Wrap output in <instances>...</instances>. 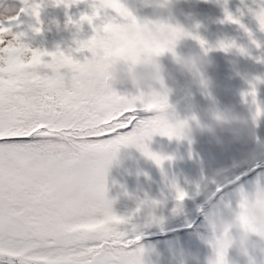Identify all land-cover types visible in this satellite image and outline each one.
Instances as JSON below:
<instances>
[{
  "label": "snow or ice",
  "instance_id": "1",
  "mask_svg": "<svg viewBox=\"0 0 264 264\" xmlns=\"http://www.w3.org/2000/svg\"><path fill=\"white\" fill-rule=\"evenodd\" d=\"M56 2L67 6L79 0ZM99 5H93V15L80 16L77 29L103 18L107 7L130 15L120 0H99ZM257 16L264 29V2ZM226 17L240 24L230 13ZM6 21H0V260L144 264L143 249L134 247L140 236L130 237L121 228L131 216L116 215L108 199L106 162L121 147L134 146L159 165L162 158L149 151L146 141L167 133L153 118L139 119V97L116 90L79 95L80 74L90 58L100 60L108 51L100 27L90 38L77 39L74 49L56 45L49 51L24 42L29 32L42 31L39 4ZM102 27L115 34L112 24ZM6 35L12 36L7 44ZM84 51L90 57L78 59L76 53ZM57 72L71 75V91Z\"/></svg>",
  "mask_w": 264,
  "mask_h": 264
},
{
  "label": "trees",
  "instance_id": "2",
  "mask_svg": "<svg viewBox=\"0 0 264 264\" xmlns=\"http://www.w3.org/2000/svg\"><path fill=\"white\" fill-rule=\"evenodd\" d=\"M88 1L91 4V0ZM256 1L227 0L228 12L238 18L240 24L226 20L224 9L216 0L181 2L184 17L192 25H199L197 32L206 43L202 49L198 41L185 40L177 51H207L213 61L208 74L214 86L210 95H202L186 83V77L177 73L178 90L172 102L181 110L190 108V114L200 123H207L210 114L216 110L231 111L246 119L257 108L264 111V30H261L253 14L260 6ZM126 6L134 14L146 15L150 12L141 7L140 0H126ZM57 8L67 15L79 13L74 4L68 8L60 4ZM106 13L114 15L111 10H106ZM98 23V20L94 21V27ZM61 30L70 42L72 23L64 22ZM59 37L62 41V36L56 34V39ZM221 42L234 43L235 46L223 50L219 47ZM63 43L62 48L67 49ZM240 47L245 49L243 54L239 51ZM90 55L87 51L76 53L81 60ZM170 55L165 53L162 58L165 64ZM115 90L121 95L136 96V93L119 85ZM253 90L255 97L250 94ZM137 111L140 120L154 115L145 111L140 101H137ZM221 138L224 144L218 145L206 134H197L189 144L169 140L157 133L146 143L149 151L162 158L159 165L134 146L119 150L117 160L108 170L106 185L113 196L128 201L127 206L120 209L112 206V209L118 216H131L130 222L121 228L128 231L130 237L140 236L134 247L143 249L144 264L165 263L162 260L184 254L198 241L212 242L214 237L206 221L208 210L203 208H209L207 201L216 199L225 188L230 190L220 197L217 204L227 210V207H237L241 195L254 186H264V116L257 121L254 137L235 139L230 133H225ZM253 152L254 157L250 156ZM150 169L155 171L146 176ZM177 189L189 194L183 202L182 211L176 210L174 197ZM144 201L156 202L151 213L143 207ZM161 216L163 219H158ZM229 254L238 255L240 259L227 264H244L235 248ZM251 255L254 264H264V250L256 248ZM212 256L198 258L191 264H209Z\"/></svg>",
  "mask_w": 264,
  "mask_h": 264
},
{
  "label": "clouds",
  "instance_id": "3",
  "mask_svg": "<svg viewBox=\"0 0 264 264\" xmlns=\"http://www.w3.org/2000/svg\"><path fill=\"white\" fill-rule=\"evenodd\" d=\"M79 2L66 6L63 2L53 0L54 6L63 4L65 8ZM181 2L182 0H140L141 7L150 10L146 15L134 14L126 6V0H120V3L129 10L130 15H120L111 7L102 9L105 13L106 10L114 13H106L103 18L96 19L99 21L96 26L101 28L100 35L108 51L100 60L90 58L80 74L77 90L79 95L91 98L115 90L117 85L127 88L140 98L145 111L154 113L152 118L167 133L163 136L177 142L191 144L197 134H206L218 145L224 144L221 137L225 133H230L235 139L254 137L257 121L264 116V111L259 108L247 119L231 111L216 110L210 114L207 123H200L190 114V108L181 110L172 102L178 90L177 73L186 77V83L202 95H210L214 86V81L208 74L213 61L207 51H177L185 40L198 41L202 49L206 43L197 32L199 25H192L184 17ZM216 3L224 9L228 20L226 12H230L227 10V0H216ZM94 4L99 7V0H91L93 12ZM259 11L260 6L253 14L261 28L257 16ZM105 23L112 24L115 34L103 30ZM4 39L7 44L12 36L6 35ZM234 46V43L224 42L219 45L223 50ZM239 51L243 54L245 49L240 47ZM165 53L171 54L167 64L162 59ZM57 76L71 91V75L57 72ZM250 94L256 96L254 90ZM250 156L254 157L255 152ZM116 160L117 156L106 162L108 170ZM179 190L184 193L183 198H179L176 190L174 199L176 210L182 211L183 202L189 198V194L183 189ZM143 207L151 213L156 203L144 201ZM158 219L162 220L163 217ZM206 221L214 237L211 242L214 255L209 258V264H227L226 257L233 248L239 252L244 264H254L252 251L256 248L264 250V186L256 185L242 194L235 208L227 207L225 210L219 204L211 205L206 213Z\"/></svg>",
  "mask_w": 264,
  "mask_h": 264
},
{
  "label": "rangeland",
  "instance_id": "4",
  "mask_svg": "<svg viewBox=\"0 0 264 264\" xmlns=\"http://www.w3.org/2000/svg\"><path fill=\"white\" fill-rule=\"evenodd\" d=\"M258 5L262 2L260 0L256 1ZM39 4L40 5V20L42 22V31L40 33H31L29 32L28 36L24 38V42L29 44L31 47H39L47 49L49 51L54 50L57 42L59 40V45L62 50L74 49L76 47L75 41L77 39L83 40L90 38L93 34L94 23L89 25L86 21L80 24L79 29L76 27V21H79L81 15H92L93 9L90 7L88 0H80L79 3L74 5L79 9V13H71L69 15L59 10L57 6H54L53 0H0V21L6 22V18L11 15H16L20 13L22 8H30L31 6ZM27 19V17H22ZM69 18L73 21L72 23V33L69 37L68 42L64 37L62 32V24L66 21H69ZM56 34L62 36V41L60 37L56 39ZM64 42V46L68 47L67 49L62 48L61 43ZM155 170L150 169L147 175H150ZM108 177V173H107ZM106 177V178H107ZM107 187V196L108 199L112 201V206H116L117 209H120L123 206L128 205L127 200H122L121 197L113 196L112 191ZM214 255L213 248L211 243L209 244H200L197 243L194 245L192 251L178 256L173 259L162 260L165 263L161 264H190L192 260L199 257H209ZM240 258L238 255L228 254L226 257L227 263H235ZM0 264H7V258L0 260Z\"/></svg>",
  "mask_w": 264,
  "mask_h": 264
}]
</instances>
